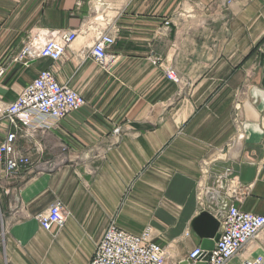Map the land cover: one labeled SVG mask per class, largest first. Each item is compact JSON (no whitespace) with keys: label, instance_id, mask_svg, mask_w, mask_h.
Listing matches in <instances>:
<instances>
[{"label":"crops","instance_id":"crops-1","mask_svg":"<svg viewBox=\"0 0 264 264\" xmlns=\"http://www.w3.org/2000/svg\"><path fill=\"white\" fill-rule=\"evenodd\" d=\"M73 30L58 62L12 59L29 35ZM99 30L115 37L105 66L89 55ZM262 46L264 0H0V142L16 131L32 162L11 178L0 163V264H88L110 224L149 229L165 264H187L204 160L232 169L236 208L264 215ZM46 68L86 104L14 129L2 108ZM56 201L63 226L45 231L36 216ZM258 256L264 230L226 264Z\"/></svg>","mask_w":264,"mask_h":264},{"label":"built area","instance_id":"built-area-1","mask_svg":"<svg viewBox=\"0 0 264 264\" xmlns=\"http://www.w3.org/2000/svg\"><path fill=\"white\" fill-rule=\"evenodd\" d=\"M77 36L76 30L29 35L12 59L24 65L38 59L58 62ZM114 44L115 37L111 31L99 30L89 49V55L96 64L105 66L109 61L108 50ZM259 51L263 53L264 46L259 48ZM2 74L1 69L0 76ZM165 77L173 83L180 82V77L172 68L165 70ZM85 104L83 96L66 84H59L52 70L46 68L38 72L37 77L14 101L2 108V113L14 129L23 128L26 133L29 129L45 127L48 125L47 120L60 121L80 110ZM114 132L118 133L119 128ZM16 138V131H11L0 142V163L8 178L32 168L29 156L16 149ZM211 165L210 160L200 163L197 200L200 212H209L219 222L220 237L214 248L207 252L210 256L204 263L226 264L264 230V215L236 208L229 199V193L236 194L232 169L226 167L216 172ZM36 219L45 231L62 227L64 216L61 203L53 202L45 212L38 214ZM204 254L205 251L201 247L193 248L186 258L187 264H197L203 260ZM165 262V249L153 241L149 229L140 235H133L110 224L98 240L88 264H165ZM244 264H264V256L246 260Z\"/></svg>","mask_w":264,"mask_h":264},{"label":"water","instance_id":"water-1","mask_svg":"<svg viewBox=\"0 0 264 264\" xmlns=\"http://www.w3.org/2000/svg\"><path fill=\"white\" fill-rule=\"evenodd\" d=\"M259 92L264 94L263 90H259ZM191 228L196 236L202 240L201 249L205 251L203 260L197 264H205L204 261H207L210 256L207 252L214 248L215 242H217L220 237L218 233L219 222L209 212L202 211L192 220Z\"/></svg>","mask_w":264,"mask_h":264},{"label":"bare ground","instance_id":"bare-ground-1","mask_svg":"<svg viewBox=\"0 0 264 264\" xmlns=\"http://www.w3.org/2000/svg\"><path fill=\"white\" fill-rule=\"evenodd\" d=\"M253 94L255 95V96H258V95H260L261 97H262V99H263V102H264V94L262 93H260L259 92V90L258 89H256V90H254L253 91ZM248 106V105H247ZM248 110H251V108H250V106H248ZM246 128H251L252 130H254V131H257L258 132V128H257V126L256 125H246Z\"/></svg>","mask_w":264,"mask_h":264},{"label":"rangeland","instance_id":"rangeland-1","mask_svg":"<svg viewBox=\"0 0 264 264\" xmlns=\"http://www.w3.org/2000/svg\"><path fill=\"white\" fill-rule=\"evenodd\" d=\"M3 241V238H2V235L0 234V242H2Z\"/></svg>","mask_w":264,"mask_h":264}]
</instances>
